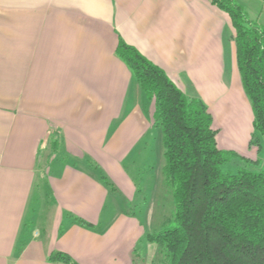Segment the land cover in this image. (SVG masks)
<instances>
[{
  "label": "crops",
  "instance_id": "crops-1",
  "mask_svg": "<svg viewBox=\"0 0 264 264\" xmlns=\"http://www.w3.org/2000/svg\"><path fill=\"white\" fill-rule=\"evenodd\" d=\"M226 22L208 0H0V264H66L50 260L57 252L136 264L151 217L128 211L127 163L153 157L160 168L162 145L116 46L194 92L219 130L248 112L234 102L243 89L232 44L229 69L222 57Z\"/></svg>",
  "mask_w": 264,
  "mask_h": 264
},
{
  "label": "trees",
  "instance_id": "trees-1",
  "mask_svg": "<svg viewBox=\"0 0 264 264\" xmlns=\"http://www.w3.org/2000/svg\"><path fill=\"white\" fill-rule=\"evenodd\" d=\"M227 14L234 30L235 59L252 113L251 146L264 140V31L233 0H208ZM115 54L143 96L154 103L153 126L162 145L163 184L174 205L175 226L145 235L165 264H264V170L233 150L221 149L213 116L199 97H188L134 47L119 40ZM58 148L52 142L51 150ZM239 158L244 166H222ZM101 181L111 183L101 174ZM81 226L87 223L76 219ZM50 260L76 264L64 253Z\"/></svg>",
  "mask_w": 264,
  "mask_h": 264
},
{
  "label": "rangeland",
  "instance_id": "rangeland-1",
  "mask_svg": "<svg viewBox=\"0 0 264 264\" xmlns=\"http://www.w3.org/2000/svg\"><path fill=\"white\" fill-rule=\"evenodd\" d=\"M233 2L241 7L244 15L252 24H255L264 31V0H233ZM220 38L223 47L222 57L225 62V67H228L229 69L231 44L233 45L235 52L234 30L231 23L228 24L226 22L223 24ZM185 94L188 97H198L191 91H187ZM234 96V102L237 107L240 106L241 108L242 102L246 108L248 107V112L246 113L247 116L240 113L238 124L237 122L231 124H227L226 122L219 123V138H221V142L225 144L226 150L230 149L239 155L258 160V163L251 165L248 167L249 169L253 171L264 170L263 138H259L260 140L258 144L260 150L258 153L257 151L259 147L250 145L252 134V113L249 101L243 90L240 95L237 94ZM148 103H152V110L154 111V103L150 101ZM152 158L153 157H144V160L142 161V158L138 157L134 163H127V165H129V174L133 179L136 188L128 211L139 219L145 217L146 211L149 212V217H151V230L148 232L160 231L175 226L173 201L169 191L163 184V177L161 174L163 159L160 162L161 164L159 168L157 163H155V160L153 161ZM243 166L244 163L239 158H233L230 162L222 166V170L234 173L238 168ZM143 242L147 243L148 246L144 251L142 246L139 245L137 249V258L135 260L136 264H165L163 256L158 252L157 246L147 242L146 239H143Z\"/></svg>",
  "mask_w": 264,
  "mask_h": 264
}]
</instances>
